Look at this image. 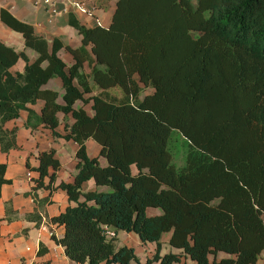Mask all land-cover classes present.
I'll return each instance as SVG.
<instances>
[{
    "label": "trees",
    "instance_id": "obj_1",
    "mask_svg": "<svg viewBox=\"0 0 264 264\" xmlns=\"http://www.w3.org/2000/svg\"><path fill=\"white\" fill-rule=\"evenodd\" d=\"M0 20L37 53L30 61L0 40L1 150L15 146V131L3 126L21 110L28 111L25 126L42 125L78 145L72 181L55 187L69 204L52 218L64 228L55 241L70 260L256 264L264 250V0H116L108 26L69 16L81 36L77 48L56 37L49 42L5 8ZM60 49L72 55L70 66ZM19 59L23 70L11 72ZM54 77L62 103L56 90L43 88ZM91 82L103 92L86 96ZM112 86L125 95L108 94ZM38 100L36 113L27 105ZM59 112L73 118L63 134L56 132ZM171 131L188 144L180 168L171 163ZM87 139L100 146L97 156H88ZM37 158L36 167L27 164L37 173L35 188L51 189L61 163L53 148ZM5 171L0 163V189ZM88 180L97 188L84 191ZM149 207L161 213L149 215ZM119 231L155 242L154 253L139 260L133 247L116 245ZM164 233L178 253H160Z\"/></svg>",
    "mask_w": 264,
    "mask_h": 264
},
{
    "label": "crops",
    "instance_id": "obj_2",
    "mask_svg": "<svg viewBox=\"0 0 264 264\" xmlns=\"http://www.w3.org/2000/svg\"><path fill=\"white\" fill-rule=\"evenodd\" d=\"M74 1L83 3L85 6L94 4L101 25L108 26L115 3L113 6L111 5L112 7L110 6V13L107 14L104 9L108 3L111 4L110 0ZM1 8L7 9L16 18L31 24L35 33L46 38L49 42L56 37L63 44L72 48L81 46V36L75 28L69 25L70 15L85 26L97 25L93 17L78 11L71 4H59V8H65V11L53 17L51 22L48 21L46 8L36 4V0H0ZM0 40L14 47L16 51H24L30 61H34L37 57L35 51L25 47L21 34L6 26L1 20ZM86 49L89 50L88 47ZM29 51H32L34 55L29 54ZM58 55L66 66L73 63L72 55L65 49H60ZM24 65L25 62L19 59L10 70L13 73L20 72L23 70ZM84 71L86 73L90 72L87 62L84 63ZM94 85L91 82L92 92L86 96L103 92L95 85L99 90L97 93H93L96 91ZM43 88L56 90L59 93L57 102L62 103L63 89L61 80L58 77L49 79ZM81 105V101H76L74 107ZM27 106L34 112L39 113L42 101L38 100L35 104H28ZM84 109L88 114H92L90 103L84 105ZM57 116L59 124L56 127V132L63 134L65 133V125L72 124L73 118L70 114L65 115L61 112L57 113ZM27 117L28 111L21 110L17 118L7 121L3 126L7 132L15 131V146L7 151H2L0 148V163L6 164L4 177L7 179V183L3 184L0 189V264H80L70 260L65 255L64 248L56 243L55 240L62 237L64 228L52 221V218L61 213L69 204L66 192L55 187L59 182L72 181L76 173V149L78 145L71 139L67 140L61 136H55L51 129L42 125H37L34 128L25 126ZM85 146L88 156L93 157L99 154L100 146L94 140L87 139ZM49 148L55 150L61 167L57 171L56 180L51 189L46 187L35 188L33 179L37 173L34 170H29L27 164L30 167H36L39 151ZM100 159L101 157H99ZM105 163L101 165H105ZM27 172H30V175H27ZM44 182L47 183L48 179L45 178ZM96 188L92 180L85 181L82 184L84 191ZM98 189L103 190L105 188L100 187ZM70 204L74 203L71 202ZM119 232L116 234V238L119 237ZM130 233L132 232L128 234ZM137 239L141 247L143 242L138 237ZM134 251L137 255L135 248ZM226 256L228 255L226 254ZM147 257L149 255H146ZM218 257L225 256L218 254ZM256 264H264V250L261 252Z\"/></svg>",
    "mask_w": 264,
    "mask_h": 264
},
{
    "label": "rangeland",
    "instance_id": "obj_3",
    "mask_svg": "<svg viewBox=\"0 0 264 264\" xmlns=\"http://www.w3.org/2000/svg\"><path fill=\"white\" fill-rule=\"evenodd\" d=\"M110 1H111V4L108 3L106 5V8L104 9L107 14L110 13V9H111L110 6L111 5L113 6V4L115 3L116 0H110ZM191 2L193 4H196L197 0H191ZM29 54L34 55V53L32 51H29ZM93 87L96 90L93 93H97V91L99 89L95 85ZM106 92L110 95H114L118 99L122 98L125 95L123 90L119 86L109 87L106 89ZM149 92H151V89L149 87L144 88L138 98L141 99L143 97L144 93H149ZM168 149H169V152L171 154V163L175 166V168H180L181 166H183L185 164V160H186V155H187V151H188V144H187L186 140L184 139L183 135H181L178 131H171ZM100 160H101L100 161L101 164L105 163V159L103 157H101ZM132 169L134 171L135 167L133 166ZM105 189H107V188H105ZM159 213H161L160 208H153V207L147 208V214H149V215L159 214ZM169 235H170V233H164L162 235L161 251H160L161 254L166 253V252H174V253L179 252V249L172 247L167 243V239H168ZM122 244H127L130 246H133L135 248V250L137 251V256H138L139 260H145L146 255L151 256L156 249V243L155 242L142 243L143 245L141 244V247H140L137 236L134 233L128 234L125 231H120L119 237L116 238V245H122ZM218 254H222V255L226 256V254L222 253V252H220ZM187 261L189 263L192 262L190 259H187Z\"/></svg>",
    "mask_w": 264,
    "mask_h": 264
},
{
    "label": "built area",
    "instance_id": "obj_4",
    "mask_svg": "<svg viewBox=\"0 0 264 264\" xmlns=\"http://www.w3.org/2000/svg\"><path fill=\"white\" fill-rule=\"evenodd\" d=\"M71 4L78 11L85 13L89 17H93L97 25H101L100 18L96 15V6L94 4L90 6H85L83 3L74 0H36V4H40L46 8V12L48 14V21L51 22L53 17L61 14L65 11V8L60 9L59 4ZM27 175H30V172H27ZM44 228V226H42ZM45 229V228H44ZM113 233H109V237H111Z\"/></svg>",
    "mask_w": 264,
    "mask_h": 264
}]
</instances>
